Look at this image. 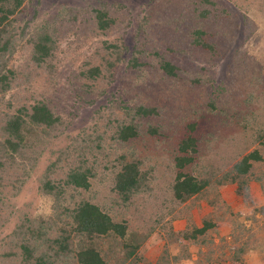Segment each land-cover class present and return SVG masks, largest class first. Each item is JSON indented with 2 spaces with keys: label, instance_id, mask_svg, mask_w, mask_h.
Masks as SVG:
<instances>
[{
  "label": "rangeland",
  "instance_id": "rangeland-1",
  "mask_svg": "<svg viewBox=\"0 0 264 264\" xmlns=\"http://www.w3.org/2000/svg\"><path fill=\"white\" fill-rule=\"evenodd\" d=\"M214 1L208 15L192 14L181 33L184 28L168 24L174 14L168 0H25L22 24L30 22L29 32L40 24L49 32L53 29L63 58L58 57L52 72L36 74L32 84L20 78L22 86L0 95V141L6 114L34 99L45 101L59 121L49 128L32 124L19 152L0 167V264H24L19 252L5 254L8 247L2 243L22 220H43L40 228L49 235L62 225L64 214L85 200L116 219L129 218L131 228L141 233L149 224L140 225V220L159 217L140 247L153 263L163 257L167 264H264V213L249 216L248 203L236 194L234 184L218 188L228 213L240 211L239 223L235 228L234 222L219 226L212 253L192 242L171 243L167 235L169 228L179 232L190 224L176 216L189 201L176 203L171 189L177 145L189 126L195 125L198 147L185 170L212 182L237 157L240 141L253 144L251 129L264 130V0ZM92 9L109 15L127 11L131 23L126 29L119 25L99 31L88 16ZM76 13L85 17L74 18ZM191 27L203 31L213 51L192 44ZM119 37L124 38L122 49L106 48V42ZM26 38L16 41L15 65H23L29 57L30 49L23 48ZM133 56L141 65L131 64ZM161 59L177 66L176 76L160 69ZM95 65L99 72L89 77L87 71ZM138 106L155 112L137 114ZM123 123L133 124L135 137L117 139L116 129ZM124 160L138 161L145 174L143 184L127 200L113 189ZM76 168L90 170L88 188L66 184L67 174ZM47 180L53 192L43 190ZM250 194L256 206H264V180L252 182ZM210 211L199 201L190 215L200 225ZM248 230L255 231L254 240L245 247ZM210 255L212 259L207 258Z\"/></svg>",
  "mask_w": 264,
  "mask_h": 264
},
{
  "label": "trees",
  "instance_id": "trees-1",
  "mask_svg": "<svg viewBox=\"0 0 264 264\" xmlns=\"http://www.w3.org/2000/svg\"><path fill=\"white\" fill-rule=\"evenodd\" d=\"M169 8L173 9L172 18L168 17V24L173 26V29H180L181 33H185L187 25L192 17L196 14L197 17H204L210 13L211 8L208 6L216 5L214 0H168ZM25 0H0V95L2 96L7 90L15 86L32 84L35 75L39 73L47 74L52 72L58 65V57L62 60L63 55L59 51L57 41L54 39V30L50 32L39 25L33 31H28L30 22L20 19V15L24 12ZM116 11L117 15H109L104 10L92 9L88 16L94 22L99 31H106L111 28L126 29L131 23L126 18L127 11ZM78 14L85 17L83 13L74 14V18ZM149 14V13H148ZM164 18L163 16H161ZM189 20V21H187ZM91 21L88 19L87 22ZM166 22V17L164 18ZM192 36V44L201 46L202 48L214 50V47L207 43L203 36V31L200 28H190ZM25 43L23 48H29V57L25 63L15 65L12 61V56L16 51V41L23 37ZM124 38L117 39L114 42H106V48L111 52L122 49ZM126 50L128 47H124ZM119 51V50H118ZM15 58V57H14ZM10 62H13L12 64ZM134 66L139 65L137 57L133 56L132 63ZM141 65V64H140ZM29 66H33V73ZM160 69L168 75L176 76L177 66L168 59H161ZM45 68V69H44ZM46 70V71H45ZM98 66L95 65L87 71V75L94 76L98 73ZM86 72H83L85 75ZM52 79V77H51ZM198 81V79H195ZM256 96V95H255ZM13 97V96H12ZM33 103L21 110L15 108L12 112L6 114L4 126V138L0 141V167L5 165L7 160L14 158L15 153L19 152V147L25 138L26 131L34 125H43L45 128L52 127L59 121V116H56L54 111L45 101L41 99L32 100ZM19 110V111H18ZM154 108L138 106L135 108V113L148 115L154 113ZM20 113H25L22 116ZM2 114V113H1ZM190 130L186 132L177 145L178 154L174 157V166L177 172L172 183L173 199L176 203L189 201L185 209L178 211L176 216H181L189 220L190 224L179 232H173L172 228L167 230V235L170 237L171 243L175 242H192L199 248L205 247L211 251V244L214 240V233L218 231L222 224H231L234 222V227L239 223L238 215L232 212L228 213L227 203L221 197L219 186L224 184H234L236 194L247 202V214L255 218L258 212L264 213V206H256L253 203L250 186L252 182L262 183L264 180V130L251 129L254 133L253 144L250 148V141H240L239 148L236 149V157L229 167L223 171V175L212 182L202 176L190 174L185 170V165H189L193 161L197 153V139L192 132L195 125L191 124ZM26 130V131H25ZM156 129H151L153 132ZM117 139L121 141L135 137L137 131L133 124L123 123L116 129ZM251 144V145H249ZM233 157V158H234ZM124 158V157H123ZM232 159V158H231ZM123 164L116 172L114 177L115 189L123 200L130 198L132 192L137 190L145 181V174L139 169L138 161L124 160ZM89 169L76 168L67 174L65 182L68 186L78 188H88ZM221 178V179H220ZM1 182V177H0ZM215 184V185H214ZM54 186L49 180L44 183L43 190L47 193L53 192ZM199 201H204L211 211L203 216L201 224H196L190 215L192 206H198ZM172 209H168L170 213ZM221 211V212H220ZM227 212V213H226ZM243 213L245 211H242ZM65 215V220L61 226H55L53 233L45 235L40 228L39 223L25 218L17 225L18 228L13 230L8 237L3 238L4 243L11 255H16L19 252L24 264H167V260L161 257V261H153L146 258L140 251L142 244L154 232L155 225L159 221L153 219L140 220V225L147 222L144 226L145 232L141 233L137 229H132L129 218L122 217L116 219L113 215L102 210L99 205L88 200L81 201L74 206L68 214ZM163 215V214H162ZM161 215V216H162ZM160 216V215H158ZM174 216V215H173ZM229 220V221H228ZM50 226V223L48 224ZM53 226V225H52ZM139 227V225H137ZM51 226L49 227V229ZM137 230V231H136ZM255 231L247 232V243L252 242ZM8 238V239H6ZM243 252V250H241ZM212 253V251H211ZM167 257V256H166ZM177 259V257H174ZM207 258L212 259V256Z\"/></svg>",
  "mask_w": 264,
  "mask_h": 264
}]
</instances>
